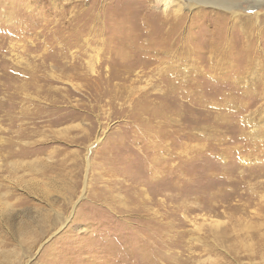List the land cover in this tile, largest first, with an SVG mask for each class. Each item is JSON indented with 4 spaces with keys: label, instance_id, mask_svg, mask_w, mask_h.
I'll return each instance as SVG.
<instances>
[{
    "label": "rangeland",
    "instance_id": "obj_1",
    "mask_svg": "<svg viewBox=\"0 0 264 264\" xmlns=\"http://www.w3.org/2000/svg\"><path fill=\"white\" fill-rule=\"evenodd\" d=\"M174 1L0 0V264H264V1Z\"/></svg>",
    "mask_w": 264,
    "mask_h": 264
},
{
    "label": "bare ground",
    "instance_id": "obj_2",
    "mask_svg": "<svg viewBox=\"0 0 264 264\" xmlns=\"http://www.w3.org/2000/svg\"><path fill=\"white\" fill-rule=\"evenodd\" d=\"M164 2V6H165V10L167 8H169L171 5H173L175 3V1H171V0H162ZM178 2L177 5H174V10L175 11H182V1H188L189 3L193 4L194 7L195 6H213V7H217V8H222L223 10H225L226 12H229L232 16L233 19H236L240 16V11L238 9H240L241 7V3H238L237 0H230V2H226L224 0H176ZM228 1V0H227ZM236 1V2H235ZM253 1V0H252ZM264 1V0H263ZM235 3V4H234ZM259 2H252L250 3L251 7H256L258 6ZM176 4V3H175ZM185 4V3H184ZM262 4V3H261ZM264 6V5H263ZM246 32V31H245ZM246 35V34H245ZM245 47V46H244ZM249 50H245L243 47L239 48L236 51V54H238L239 56H241L243 59L246 60V62L242 61L243 63L239 64V68L240 72H242L243 70H245L247 68L248 63L250 62L251 64L249 65V68L247 69L248 71L252 70L253 68H257L259 66V62L258 63H253L254 58L256 57V53L254 51L251 50L250 45L248 46ZM210 52L211 53H216V50L213 49V46L211 47L210 45ZM213 55V54H212ZM226 57V56H225ZM212 59V58H211ZM216 59H218V61L220 62V65L222 63L225 62V60L221 57V55L218 53L216 56ZM217 63V62H216ZM233 64V63H232ZM219 65V64H218ZM224 65V64H223ZM218 67H215V69ZM224 68V66H223ZM262 70V69H260ZM221 71V70H220ZM223 71V70H222ZM259 71V70H258ZM215 72V71H214ZM241 80V79H240ZM263 78H261V75L259 76H254L253 78H251L249 81H262ZM49 192L48 195L50 194V190L46 191ZM44 194V193H43ZM47 194V193H46ZM45 195V194H44ZM43 197V196H42ZM48 197V196H47ZM53 198V197H52ZM45 200V199H44ZM50 201V200H49ZM48 201V202H49ZM58 216H60V214H58ZM263 247V246H262ZM263 249V248H262ZM260 250V249H259ZM258 251V250H257ZM256 251V252H257ZM255 252V251H254ZM263 252V251H262ZM254 257V256H253ZM264 261V260H263Z\"/></svg>",
    "mask_w": 264,
    "mask_h": 264
}]
</instances>
